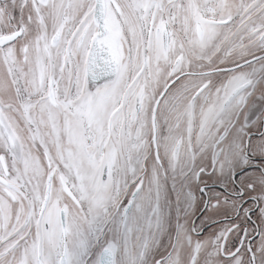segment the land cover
Masks as SVG:
<instances>
[{
  "label": "snow or ice",
  "instance_id": "snow-or-ice-1",
  "mask_svg": "<svg viewBox=\"0 0 264 264\" xmlns=\"http://www.w3.org/2000/svg\"><path fill=\"white\" fill-rule=\"evenodd\" d=\"M0 264H264V0H0Z\"/></svg>",
  "mask_w": 264,
  "mask_h": 264
}]
</instances>
